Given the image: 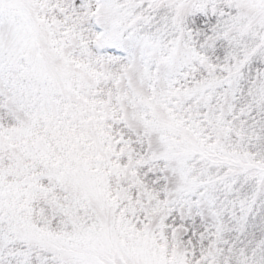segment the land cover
Instances as JSON below:
<instances>
[{"label": "snow or ice", "instance_id": "snow-or-ice-1", "mask_svg": "<svg viewBox=\"0 0 264 264\" xmlns=\"http://www.w3.org/2000/svg\"><path fill=\"white\" fill-rule=\"evenodd\" d=\"M0 264H264V0H0Z\"/></svg>", "mask_w": 264, "mask_h": 264}]
</instances>
